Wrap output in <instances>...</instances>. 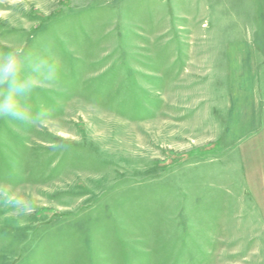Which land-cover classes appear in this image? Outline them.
<instances>
[{
  "label": "rangeland",
  "instance_id": "1",
  "mask_svg": "<svg viewBox=\"0 0 264 264\" xmlns=\"http://www.w3.org/2000/svg\"><path fill=\"white\" fill-rule=\"evenodd\" d=\"M21 47L61 72L0 119V264H264V0H0Z\"/></svg>",
  "mask_w": 264,
  "mask_h": 264
},
{
  "label": "clouds",
  "instance_id": "2",
  "mask_svg": "<svg viewBox=\"0 0 264 264\" xmlns=\"http://www.w3.org/2000/svg\"><path fill=\"white\" fill-rule=\"evenodd\" d=\"M60 72L58 62L50 55L37 56L22 47L0 54V119L31 124L45 122L23 101L42 84L57 81ZM27 207L24 204L22 210Z\"/></svg>",
  "mask_w": 264,
  "mask_h": 264
},
{
  "label": "crops",
  "instance_id": "3",
  "mask_svg": "<svg viewBox=\"0 0 264 264\" xmlns=\"http://www.w3.org/2000/svg\"><path fill=\"white\" fill-rule=\"evenodd\" d=\"M263 198H264V190H263ZM262 205L264 206V200H262ZM262 218L264 219V207H263V216Z\"/></svg>",
  "mask_w": 264,
  "mask_h": 264
}]
</instances>
